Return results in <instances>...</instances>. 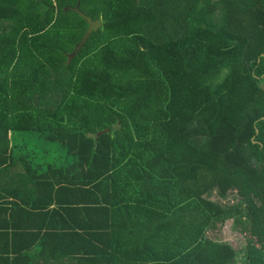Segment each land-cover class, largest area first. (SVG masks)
I'll use <instances>...</instances> for the list:
<instances>
[{"label":"trees","instance_id":"16d2710c","mask_svg":"<svg viewBox=\"0 0 264 264\" xmlns=\"http://www.w3.org/2000/svg\"><path fill=\"white\" fill-rule=\"evenodd\" d=\"M230 219L264 264V0H0V260L234 264Z\"/></svg>","mask_w":264,"mask_h":264},{"label":"rangeland","instance_id":"374dc122","mask_svg":"<svg viewBox=\"0 0 264 264\" xmlns=\"http://www.w3.org/2000/svg\"><path fill=\"white\" fill-rule=\"evenodd\" d=\"M55 151L59 157L63 155V152L60 148H55ZM211 199L214 200L215 202L217 201L222 205L227 206L233 202H237L238 195L234 193L233 195L230 194L226 199H222L215 192L212 194ZM214 234L218 235V237L215 238L216 240H218V242L227 243L231 245L234 249H236L238 253V257L234 261V264H240L243 256V249L246 246V241L244 235H242L235 229L234 220L232 219L228 220L226 224L223 226V228L219 232L217 231Z\"/></svg>","mask_w":264,"mask_h":264},{"label":"water","instance_id":"95a60500","mask_svg":"<svg viewBox=\"0 0 264 264\" xmlns=\"http://www.w3.org/2000/svg\"><path fill=\"white\" fill-rule=\"evenodd\" d=\"M68 10H71V11H73L75 13H79L83 18L86 19V21L90 25L87 33H85L83 39L78 43V45L76 46V48L74 50V55H77L78 52L85 46V44L87 43L88 39L91 38L92 34L94 32H96V31H99L100 28L103 27V21L100 20V19L95 20L91 16L87 15L86 13H84L81 10V7L80 6H77V7H68Z\"/></svg>","mask_w":264,"mask_h":264},{"label":"crops","instance_id":"0c3cea01","mask_svg":"<svg viewBox=\"0 0 264 264\" xmlns=\"http://www.w3.org/2000/svg\"><path fill=\"white\" fill-rule=\"evenodd\" d=\"M5 247H6V244L0 242V250H2V249L5 248ZM12 258H14V257H11V259H12ZM0 264H5L3 259L0 260Z\"/></svg>","mask_w":264,"mask_h":264}]
</instances>
